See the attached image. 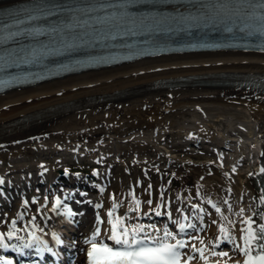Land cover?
I'll return each mask as SVG.
<instances>
[{
    "label": "bare ground",
    "instance_id": "6f19581e",
    "mask_svg": "<svg viewBox=\"0 0 264 264\" xmlns=\"http://www.w3.org/2000/svg\"><path fill=\"white\" fill-rule=\"evenodd\" d=\"M13 1H2L0 6ZM247 72H264V54L224 51L147 58L7 92L0 96L1 176L17 172L21 178L25 173L22 178L30 183L35 177L26 176L35 166L38 171L49 167L47 175L54 171L50 163L41 167L38 162L51 158L54 165L64 166L66 160H84L86 154L95 153L98 159L91 163L98 167L102 160L106 168L115 167L113 172L117 175L111 174L113 186L124 185L127 190L115 197L111 206L119 207L118 212L133 222L143 218V211L153 216L152 212L165 207L168 201L175 206L188 205L182 202V196L177 201L176 194L169 192L166 185L160 192L167 194L165 200L157 197L155 190L152 205L131 192L135 185L134 168L138 165L124 157L128 153L142 155L139 163L147 164L146 174L154 177L157 175L152 165L154 158H158L177 170H195L196 193L203 192L198 198L205 204L217 203V210L222 208L215 210L210 238L215 242L227 240L238 250L233 242L244 246L245 229L254 228L260 220L256 213L263 211L254 179L260 174L264 157V93L235 91L226 85L180 88L177 81L181 77ZM162 80H167L169 86L154 88L155 82ZM141 89L145 90L140 92ZM40 114L50 116L29 132L18 131L24 121ZM165 135L169 140H164ZM190 143L201 150L219 151V161L194 162L180 147ZM220 161L225 163L224 168L219 167ZM97 174L108 176L103 168ZM54 175L55 172L51 174ZM13 211L20 219L21 212ZM91 214L85 210L86 217ZM5 215L0 218L1 225L12 231L15 226L11 227ZM249 219L255 223H246ZM39 220L44 226L46 222L52 223L46 210H41ZM110 227L104 225L107 235L113 230ZM79 231L72 229L68 234L76 236ZM226 235L231 239H225ZM245 259L238 253L222 264H243Z\"/></svg>",
    "mask_w": 264,
    "mask_h": 264
},
{
    "label": "snow or ice",
    "instance_id": "6c2138e0",
    "mask_svg": "<svg viewBox=\"0 0 264 264\" xmlns=\"http://www.w3.org/2000/svg\"><path fill=\"white\" fill-rule=\"evenodd\" d=\"M157 3L161 0H114V2H105V0H93L92 3L81 6V4H75L71 6L68 0H34V7L30 9L22 10L20 14H9L6 18L3 14H0V32L4 29L17 28V31H11L7 36L0 34V44L5 43L7 40L14 37H35L44 33H57L62 36L65 35L66 29H75L77 27L84 28L90 24L91 19H81L82 14L93 13L105 9H114L108 15L104 17L96 18L101 21L111 20L116 22V26L120 27L128 22L136 23L132 19L131 14L128 12L127 6L140 3ZM167 3H183V4H198L196 15L191 13L188 16H184L182 13L178 17L174 18L175 23L184 25L182 30L199 29L206 23H211L214 18L221 17V23L231 20L233 16L238 19L247 20L252 23H245L244 28L241 31L247 38H255L261 41L262 48L264 50V0H207V2L201 3V0H163ZM235 4V9H229L228 5ZM246 6V7H245ZM118 9V11H117ZM24 15L25 19H20L19 15ZM64 14L59 23H53L47 30L43 28L19 27L27 22L46 20L50 17ZM169 17H144L139 20V24L145 28L170 31V28L165 29L164 26L168 24ZM224 32L232 33L233 27L228 26L225 23L223 28ZM88 33H80L79 36L73 35L71 38L79 39L83 44H88V39H82L81 37L87 36ZM91 46V45H89ZM70 50L72 45L67 46ZM36 53H33L32 60L20 58L21 63H33L36 57ZM261 173H264V167L261 168ZM251 175V173H250ZM4 181L0 180V184ZM264 191V189H262ZM260 203L264 204V197L259 198ZM139 203V201H137ZM147 203L150 205L151 200ZM57 205L61 204V201L57 199ZM99 207V205H97ZM54 211L56 209H53ZM111 216L112 213L109 212ZM260 216L261 220H264V211L256 213ZM246 223L251 225L255 223L249 219ZM15 224V221H13ZM181 232L184 231V225H179ZM195 227V225H191ZM139 231L143 232V229ZM15 230L7 233V238L11 239L15 236ZM172 233L164 231L162 236L155 237L149 235L147 232L143 236L138 235L137 229H131L124 227L122 224L109 233L108 239L114 242V245L120 247L109 246L106 243H96L95 238L99 236V230L95 232L93 236V242L91 244V250L87 252V257L91 264H190L194 259L193 256L184 253L182 254L180 249L185 247V243L181 240L170 242ZM225 239H231L230 236H225ZM244 246L241 247L238 244H234V247L238 249L245 257H247L243 264H264V223H260L256 228L248 227L245 229ZM62 242V241H60ZM17 248L16 245H9L6 242L5 234L0 232V248ZM32 244H24L19 247L18 251L21 255L24 254L25 249H31ZM195 247V246H193ZM255 249H259L255 256L252 255ZM51 251V249H48ZM200 252L201 257L204 253L200 249H196ZM31 255V253H28ZM215 255V253H214ZM220 255L226 256L227 253L221 252ZM2 264H12V261H3ZM235 264H241L240 261H236Z\"/></svg>",
    "mask_w": 264,
    "mask_h": 264
}]
</instances>
